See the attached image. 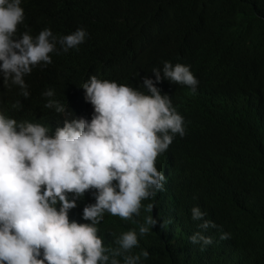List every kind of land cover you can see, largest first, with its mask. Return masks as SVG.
I'll return each instance as SVG.
<instances>
[{"label": "clouds", "instance_id": "1", "mask_svg": "<svg viewBox=\"0 0 264 264\" xmlns=\"http://www.w3.org/2000/svg\"><path fill=\"white\" fill-rule=\"evenodd\" d=\"M74 17L72 0H0V82L60 113H15L0 92V264H181V249L150 248L159 231L214 264H264L256 194L241 178L218 194L261 161L221 133L257 120L264 142V83L155 52L136 85L104 61L60 103L44 76L85 42Z\"/></svg>", "mask_w": 264, "mask_h": 264}, {"label": "trees", "instance_id": "2", "mask_svg": "<svg viewBox=\"0 0 264 264\" xmlns=\"http://www.w3.org/2000/svg\"><path fill=\"white\" fill-rule=\"evenodd\" d=\"M72 8L75 17L70 28H84L86 40L73 53L57 57L54 68L44 76L60 103L88 73L97 74L104 61L116 63L121 79L136 85L135 71L148 72L156 63L155 52L169 60L188 54L191 66L200 70L215 59L227 76L249 86L264 83V0H72ZM34 28L27 20L24 31L31 33ZM1 91L4 101L13 100L15 113L38 111L60 118L54 108L45 107L44 97L20 101L19 87L0 82ZM17 102L22 107L13 108ZM260 121L264 123V114ZM259 130L256 120L221 133L261 161L249 175L239 168L226 172L218 194L226 199L227 185L241 178L257 196L248 214L264 219V142ZM207 138L194 133V140ZM219 202L213 205L218 207ZM149 245L158 251L181 249V264H214L207 253H194L179 242L172 245L162 231L151 236Z\"/></svg>", "mask_w": 264, "mask_h": 264}]
</instances>
